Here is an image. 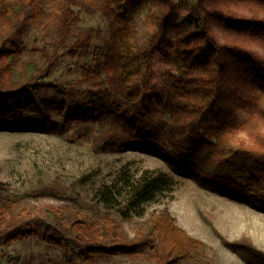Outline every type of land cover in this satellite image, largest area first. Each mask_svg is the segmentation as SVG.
Returning a JSON list of instances; mask_svg holds the SVG:
<instances>
[{
    "label": "trees",
    "instance_id": "trees-1",
    "mask_svg": "<svg viewBox=\"0 0 264 264\" xmlns=\"http://www.w3.org/2000/svg\"><path fill=\"white\" fill-rule=\"evenodd\" d=\"M150 5L144 32L137 13ZM77 8L101 14L107 32L82 26ZM31 27L50 41L52 51L42 49L47 66L25 57ZM90 52L95 62L82 66L78 83L46 80L63 55ZM156 57L171 64L162 88ZM44 89L80 105L64 102L56 119L58 102ZM159 110L168 113L165 121H157ZM95 124L101 128L94 132ZM0 130L76 132L96 151L159 153L202 187L264 212V0H0ZM173 189L165 172L124 170L96 191L109 210L93 219L76 217L63 204L34 214L19 205L31 192L12 194L0 181V244L41 238L59 250L60 264L144 252L154 264H182L206 243L180 227L168 208L133 237L112 216L130 220ZM223 240L247 263L264 264V251L250 238Z\"/></svg>",
    "mask_w": 264,
    "mask_h": 264
},
{
    "label": "rangeland",
    "instance_id": "rangeland-1",
    "mask_svg": "<svg viewBox=\"0 0 264 264\" xmlns=\"http://www.w3.org/2000/svg\"><path fill=\"white\" fill-rule=\"evenodd\" d=\"M150 8L151 5L146 6L137 13L144 32L151 26ZM77 11L82 26H95L107 32L109 24L101 14L79 8ZM40 34V28L37 27H31L28 31L25 57L33 56L42 66H47L48 60L43 57L42 49L47 48L51 52L52 46L50 41H43ZM35 45L38 47L36 51L33 49ZM94 62L95 55L92 52L76 56L63 55L46 80L78 83L82 66ZM170 66L156 57L155 80L160 88L163 86V74ZM43 92L58 102L54 112L56 119L64 102L72 108L80 105L79 101L53 89H44ZM241 116L245 117L246 114L242 112ZM168 117L167 112L159 110L157 121H165ZM92 128L95 132L101 128V124H95ZM145 169L167 173L174 181V189L146 204L142 213L130 220L112 211V216L123 223L130 236L136 235L146 220H150L161 209L168 208L180 227L206 243L203 251L194 253L192 258L182 264H249L226 245L223 238L234 241L248 237L257 248L264 251V212L204 188L195 179L179 174L162 154L136 149L96 151L91 141L84 140L76 132L65 137L33 131L0 130V181L7 183L11 193L31 192L19 201V205L20 208L32 210L34 214H41L50 204H63L76 217L98 219L109 209L103 202L96 200V191L104 184L115 182L124 170L140 174ZM55 190L64 195H57ZM0 196H5V192H0ZM0 261L3 264H60L61 256L58 249L47 246L43 239L28 237L9 245L0 244ZM96 264L154 262L144 252L134 257L106 256Z\"/></svg>",
    "mask_w": 264,
    "mask_h": 264
}]
</instances>
